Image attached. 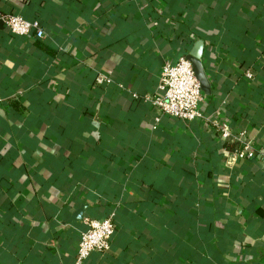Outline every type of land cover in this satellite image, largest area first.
<instances>
[{
  "label": "crops",
  "instance_id": "obj_1",
  "mask_svg": "<svg viewBox=\"0 0 264 264\" xmlns=\"http://www.w3.org/2000/svg\"><path fill=\"white\" fill-rule=\"evenodd\" d=\"M5 13L45 35L0 20V264H73L84 219L110 211L109 250L83 264H264V159L227 163L235 144L211 122L156 124L143 97L202 40L203 114L264 149V0H0Z\"/></svg>",
  "mask_w": 264,
  "mask_h": 264
},
{
  "label": "built area",
  "instance_id": "obj_2",
  "mask_svg": "<svg viewBox=\"0 0 264 264\" xmlns=\"http://www.w3.org/2000/svg\"><path fill=\"white\" fill-rule=\"evenodd\" d=\"M2 23L15 35L43 38L45 31L37 19L28 20L24 17L5 13L0 15ZM189 53V52H188ZM188 53L182 51L176 59L167 57L160 68L156 89L144 94V99L156 110V124L163 116L174 117L183 121L207 119L224 140L234 143L232 150L227 152V163L238 159H264V149H255L241 131L234 135L228 124L220 119H211L203 114L201 103L204 98ZM246 78H252L250 70L245 71ZM111 80L103 74L96 76L98 84L109 83ZM4 98L0 95V105ZM115 213L110 211L103 218L84 219L85 229L81 231L73 264H83L92 252L103 253L109 250L115 234Z\"/></svg>",
  "mask_w": 264,
  "mask_h": 264
},
{
  "label": "water",
  "instance_id": "obj_3",
  "mask_svg": "<svg viewBox=\"0 0 264 264\" xmlns=\"http://www.w3.org/2000/svg\"><path fill=\"white\" fill-rule=\"evenodd\" d=\"M202 53H203V41L198 40L195 42L192 49L189 51L187 55V59L191 62L195 76L199 81L202 91L206 94H210L211 93L210 82L201 62ZM84 210H85V206H82L77 211H75V213L72 215V220L82 219Z\"/></svg>",
  "mask_w": 264,
  "mask_h": 264
}]
</instances>
